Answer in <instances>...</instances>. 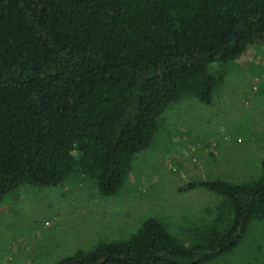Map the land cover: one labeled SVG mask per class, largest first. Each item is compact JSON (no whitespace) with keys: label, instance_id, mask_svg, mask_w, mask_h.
<instances>
[{"label":"trees","instance_id":"1","mask_svg":"<svg viewBox=\"0 0 264 264\" xmlns=\"http://www.w3.org/2000/svg\"><path fill=\"white\" fill-rule=\"evenodd\" d=\"M263 42L264 0H0V200L78 177L116 195L162 112L210 104L227 65ZM184 189L221 200L180 234L148 217L55 264H207L250 224L264 233V159L250 180Z\"/></svg>","mask_w":264,"mask_h":264},{"label":"rangeland","instance_id":"2","mask_svg":"<svg viewBox=\"0 0 264 264\" xmlns=\"http://www.w3.org/2000/svg\"><path fill=\"white\" fill-rule=\"evenodd\" d=\"M158 119L116 195H100L89 177L24 184L5 195L0 264H55L78 249L125 238L148 217L180 234L221 200L207 190H185L189 182L255 178L264 159V42L227 65L210 104L184 96ZM207 264H264L263 226L250 224L232 253Z\"/></svg>","mask_w":264,"mask_h":264}]
</instances>
